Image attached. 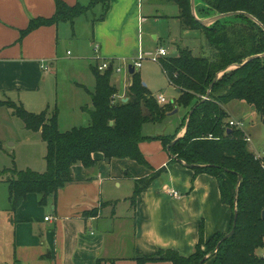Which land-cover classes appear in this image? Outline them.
I'll list each match as a JSON object with an SVG mask.
<instances>
[{
	"label": "crops",
	"instance_id": "1",
	"mask_svg": "<svg viewBox=\"0 0 264 264\" xmlns=\"http://www.w3.org/2000/svg\"><path fill=\"white\" fill-rule=\"evenodd\" d=\"M63 1L70 6L78 3L88 6L92 0H86V4L84 0ZM148 2L145 8L144 0H110L104 18H101L102 5L87 12L91 13L88 18L92 29L89 43L91 47L95 45L98 48L87 54L76 52L69 59L67 72V75L71 72L78 77L80 71L74 64L89 60L87 73L89 81L93 80L92 88L79 80L69 82L74 93L81 87L89 96L86 104L76 102L72 106L75 111L87 114V125L90 115L85 108L93 109L90 93L96 86L93 66L104 60H113L115 69L111 83L118 88L116 98L128 101L133 80L129 65L144 53L141 29L149 17L178 18L180 14L177 7L176 13L154 15L156 9H151L150 4H155V0ZM56 8V0H0V99L17 96L27 108L30 105L29 109L44 105V92L50 86L53 73L58 70L56 66L68 59L66 54H70V50L64 54L63 48L74 36V24L82 15L75 19L74 24L65 21L57 25H43L27 33L21 40L20 36L31 18L51 17ZM177 21L184 28L181 20ZM66 23L73 28L72 35ZM62 26H65L64 29ZM154 37L157 38L156 35ZM160 47H165L169 55V49L163 45L157 47L156 52ZM122 62L130 63L126 65L128 76L119 66ZM117 68L123 71L122 78L114 75ZM137 68L140 67H136L135 72ZM235 102L239 103L232 105ZM245 104L242 100L227 104L228 121L233 119L232 115L242 105L244 109ZM3 108L5 106H0V110H5ZM182 108L174 105L161 121L146 122L144 135L182 136L186 126L181 125L189 112V109ZM55 111L56 108L52 113ZM60 114L58 109V126ZM5 115L8 117V114ZM176 115L170 127L167 120ZM247 118L235 120H243L246 126ZM245 126L244 131L251 138ZM59 129L62 128L59 126ZM32 131L39 133L43 140L41 131ZM251 140L249 148L257 155L251 149ZM139 146L153 169L129 158L108 159L104 153L96 152L94 165L85 167L79 163L73 166L75 180L59 190L56 203L50 200L48 204L41 205L39 195L30 193L16 212L10 210V202L8 208L6 205L0 207V264H98L99 259H102V264H139V259L160 250L172 249L188 257L195 253L201 233L207 240L217 232H228L232 209L223 201L217 176L196 172L184 160H172L168 148L159 139L145 140ZM29 168L35 169L34 166ZM159 169H163V172L151 181L136 200H132L136 180ZM95 210L97 213L93 214ZM48 216L51 218L46 220ZM142 264L172 263L146 260Z\"/></svg>",
	"mask_w": 264,
	"mask_h": 264
},
{
	"label": "trees",
	"instance_id": "2",
	"mask_svg": "<svg viewBox=\"0 0 264 264\" xmlns=\"http://www.w3.org/2000/svg\"><path fill=\"white\" fill-rule=\"evenodd\" d=\"M164 1L175 3L179 7L178 18L183 27L201 30L211 48V56L195 55L189 48H184L176 56L161 58L163 70L179 90L174 103H158L136 72L132 74L128 101L117 99L118 88L111 83L113 68L101 71L97 63L92 68L96 78L95 89L90 93L93 109L85 108L90 115L88 125L61 131L58 109L50 115L46 110L36 113L10 98L0 99V106L7 107L13 116L21 118L27 129L41 131L47 145L44 172L31 168L0 170V182L8 184L10 210L16 212L30 193L39 195L41 205L48 204L50 200L56 203L59 190L75 180L73 166L79 163L85 167L94 165L96 152L104 153L108 159L129 158L151 169L140 143L159 139L168 148L177 134L145 136L143 126L149 121H161L174 105H178L189 109L181 127L186 126L191 109L193 112L185 134L167 150L172 160H184L193 165L196 172L217 176L223 201L232 209L228 232L233 227L236 211L237 226L234 235L226 239L228 232H217L207 240L201 233L195 253L188 257L172 249L160 250L153 255H145L139 259V264L146 260L199 264L206 256L208 259L203 264H264L260 257L264 249V158L249 150L245 131L230 126L225 109L234 100L245 101L264 123V0H204L201 10L197 6L198 13L203 11L211 16L244 11L262 24L246 15L236 14L208 26L195 18L191 0ZM97 5L103 6L101 18H104L110 0H92L88 6L79 3L70 6L63 0H56L55 14L31 18L28 27L21 31L20 40L43 25L65 21L74 24L77 17L87 14ZM207 14L199 15L205 17ZM249 57H253L249 62L224 72L215 80L219 72L233 64L241 65ZM212 83L209 98L204 101ZM143 104L148 107L149 115L143 113ZM162 172L163 169H159L136 180L132 200H136ZM239 175L242 176L240 183ZM96 213L97 210L93 212ZM102 263L99 259L98 264Z\"/></svg>",
	"mask_w": 264,
	"mask_h": 264
},
{
	"label": "rangeland",
	"instance_id": "3",
	"mask_svg": "<svg viewBox=\"0 0 264 264\" xmlns=\"http://www.w3.org/2000/svg\"><path fill=\"white\" fill-rule=\"evenodd\" d=\"M85 4L87 3L86 0ZM204 0H197L198 9H202L204 6ZM145 8L148 7V0H144ZM147 5V6H146ZM151 9H156L154 15H163L166 13L172 14L176 13L178 6L172 2H165L164 0H155V4H150ZM201 15L207 14L203 11H200ZM199 13V14H200ZM212 14V13H211ZM91 13L82 15L77 18L74 24V36H72L67 44L64 46V54L67 50H70V54H66L68 59H65L56 66L58 70L53 73L50 86L44 92L46 101L44 105L32 106V108H27L17 96L12 97L17 103H22L27 110L34 112L47 111L51 114L54 109L58 108L60 110L61 122H59L61 130H69L72 126L76 125H87V114L83 112L75 111L73 109V104L80 102L81 104H86L89 96L87 97V92L83 88H78V92L74 93L72 90L71 83L72 80H79L82 84H85L89 88H92L93 80L90 79L87 73V65L89 66V60H80L76 61L74 64L75 67L80 71L79 74L73 75L69 72L68 65L69 59L72 56L80 52L81 54L92 53L96 49L95 45L91 47L90 36H91V27L90 21L88 18ZM210 15L207 14L208 17ZM179 18H168V17H149V21L143 26L140 34H142V43H143V59L142 67L136 69V73L140 76L143 84L147 86L148 91L155 96L158 92H162L166 98L174 102V99L177 98L178 93L175 88L170 84L167 75L165 74L160 62L153 60V55L156 52L157 47L163 45L169 49V56H176L179 54L180 49L189 48L193 51L195 55L201 56H211V48L205 34L198 29H188L182 28L179 21ZM228 21H234L229 19ZM240 24V23H239ZM70 28L69 34L72 35L71 25L66 23ZM65 26H62L64 29ZM157 36L155 38L154 36ZM90 46V47H89ZM138 56V52L136 53ZM152 55V56H151ZM140 57V55L138 56ZM132 64V62H130ZM118 65L122 67L123 71L126 73V65ZM123 71H116L115 76L122 78L124 75ZM66 82V86H65ZM239 102H235L232 105H237ZM248 105V106H247ZM75 108V107H74ZM226 108V106H225ZM5 110H0V170L5 168H17L18 170H26L30 167H35L34 170L39 172H44L46 170V143L41 140L39 133L33 132L32 130L27 129L24 126V121L10 114V109L3 108ZM184 107L182 108V110ZM87 113V111H85ZM143 113L149 115L148 107L143 104ZM8 114V117L7 115ZM229 114V113H228ZM247 118V123L245 128L249 129L251 134V149L254 150L259 157H264V123L261 116L252 110V106L245 104V107L240 110H237L234 115H232L233 120L240 118ZM177 115L174 118L167 120V123L172 126L173 119H176ZM70 121V125L69 124ZM72 121L76 122L75 124L71 123ZM68 125V126H67ZM67 126V127H65ZM65 128V129H64ZM176 132V130H175ZM177 137V136H176ZM250 150V148H249ZM251 151V150H250ZM37 167V168H36ZM8 173L7 175H9ZM9 193L6 182H0V207H9Z\"/></svg>",
	"mask_w": 264,
	"mask_h": 264
},
{
	"label": "water",
	"instance_id": "4",
	"mask_svg": "<svg viewBox=\"0 0 264 264\" xmlns=\"http://www.w3.org/2000/svg\"><path fill=\"white\" fill-rule=\"evenodd\" d=\"M191 5H192V12H193L195 18H196L200 23H202L203 25H207V26H208V25L213 24V23H214L215 21H217V20L223 19V18H225V17L232 16V15H236V14H243V15H246V16L250 17L251 19H253L254 21H256L257 23H259L260 25H262V24H261V23H260V22H259L254 16H252L251 14H249V13H247V12H244V11L228 12V13H218V14L211 15V16H208V17H201V16L199 15L198 11H197V0H191ZM252 58H253V57H249V58H248L243 64H241V65L233 64V65L227 67L225 70H223V71H221V72H219V73L217 74V77H216L215 80H217L219 77H221V76L224 74V72L229 71V70L234 69V68H237V67H239V66H242V65L246 64L247 62H249V60H251ZM129 71H130V73H132V74L135 72V68H134L133 64H130V65H129ZM212 86H213V83L211 84V86H210V88H209V91H208L207 95L203 98L204 101L207 100V99L209 98V94H210V90H211ZM178 91H179V90H178ZM125 100H126V99H125ZM192 112H193V109L190 110V113H189V115H188L187 122H186V127H185V128H186V129H185V132H186V130H187L188 123H189V120H190V115L192 114ZM230 130H231V129H229V131H230ZM184 134H185V133H184ZM184 134H183V135H184ZM183 135H182V136H183ZM182 136H178V137H176V138H175V139H174V140L168 145V149H169L173 144L176 143V141L178 140V138H180V137H182ZM190 166H193V165H190ZM241 179H242V176L239 175V183H240ZM262 216H263V218H264V211H263ZM237 218H238V212L236 211V212H235V217H234L233 227H232V229L230 230V232H228V233L225 235L224 239H226V238L231 237L232 235H234L235 230H236V226H237ZM207 259H208V256L204 257V258L200 261L199 264H203L204 261H206Z\"/></svg>",
	"mask_w": 264,
	"mask_h": 264
},
{
	"label": "built area",
	"instance_id": "5",
	"mask_svg": "<svg viewBox=\"0 0 264 264\" xmlns=\"http://www.w3.org/2000/svg\"><path fill=\"white\" fill-rule=\"evenodd\" d=\"M98 47H96L97 49ZM168 55V51L165 47H160L157 52L153 55V60L154 61H157V62H160V59L161 57H165ZM152 56V55H151ZM143 55H141L139 58H137L134 62H133V66L136 68V67H141V60L143 59ZM114 62L113 60H104V61H101L99 64H98V68L101 70V71H104L106 70L107 68L111 67L113 69H115L114 66ZM47 68V67H46ZM121 68H117V71H120ZM156 99L157 101L160 103V104H166V103H169V100L166 98V96L163 94V93H158V95L156 96ZM228 123L230 124L231 127H236V128H239V129H242L244 130V126H245V122L243 120H233V119H230L228 121ZM246 139L247 141L249 142L251 140V138L247 135L246 136ZM259 157V156H258ZM175 195H177V192H175ZM51 217H46V220H49ZM260 257L264 259V249L262 250V252L260 253Z\"/></svg>",
	"mask_w": 264,
	"mask_h": 264
}]
</instances>
